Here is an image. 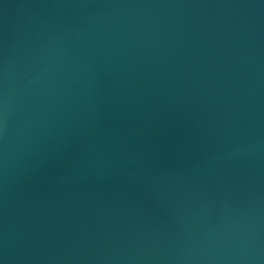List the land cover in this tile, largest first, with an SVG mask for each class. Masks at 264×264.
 Returning a JSON list of instances; mask_svg holds the SVG:
<instances>
[{"label": "water", "instance_id": "obj_1", "mask_svg": "<svg viewBox=\"0 0 264 264\" xmlns=\"http://www.w3.org/2000/svg\"><path fill=\"white\" fill-rule=\"evenodd\" d=\"M0 264H264V0H0Z\"/></svg>", "mask_w": 264, "mask_h": 264}]
</instances>
